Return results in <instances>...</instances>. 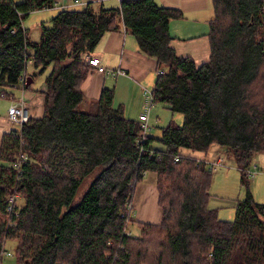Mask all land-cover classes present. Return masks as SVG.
<instances>
[{"label":"trees","instance_id":"16d2710c","mask_svg":"<svg viewBox=\"0 0 264 264\" xmlns=\"http://www.w3.org/2000/svg\"><path fill=\"white\" fill-rule=\"evenodd\" d=\"M54 2L0 0V97L17 87L28 61L37 75L51 69L44 115L1 142L0 264L9 241L18 264H264V205L246 173L264 154V0H212L211 55L201 66L172 48L170 22L181 14L155 0L61 10L33 42L24 19ZM122 27L157 62L155 104L184 115L160 138L139 141L140 121L114 108L111 89L81 110L94 69L85 57ZM213 145L237 163L246 188L233 222L209 208L213 170L183 154L207 155ZM144 173L157 176L163 216L134 236L128 207Z\"/></svg>","mask_w":264,"mask_h":264},{"label":"crops","instance_id":"0c3cea01","mask_svg":"<svg viewBox=\"0 0 264 264\" xmlns=\"http://www.w3.org/2000/svg\"><path fill=\"white\" fill-rule=\"evenodd\" d=\"M80 1L84 6L66 10H83L87 5H91L96 11L101 8L115 9L120 7V0ZM155 1L161 7L176 10L181 14L179 18L170 22L169 28L172 37L171 46L176 53L181 57L193 59L197 66L207 63L211 55L210 24L214 17L212 0ZM61 3L65 7L73 4L71 0H61ZM49 10L57 15L62 9L55 7ZM40 35L37 41L32 38L31 40L38 42ZM91 57L100 60L101 66L105 69L119 70L124 74L112 77L100 74L93 69L82 85L85 102L81 106V110L88 112L92 102L100 99L102 91L111 89L114 91V108L120 109L127 119H137L136 121H139L140 116L145 111V92H153L158 79L159 73L156 60L144 55L139 49L135 36L123 27L118 32L107 33ZM30 66L28 76L36 73L33 64ZM37 77L34 78L28 90L19 87L9 88V95L4 98L8 101V104L4 109L0 108V146L4 135L20 130V126L11 123L8 119V111L16 104L17 100L21 98L25 100L31 118L40 119L44 115L45 98L43 92L46 86L43 83L37 87L35 85ZM219 160L221 159L218 158L217 161ZM150 174L154 178L147 180ZM162 216L163 210L159 204L157 176L148 173L135 188L132 201L131 218L133 224L131 225V232L133 230L139 232L141 224L159 225Z\"/></svg>","mask_w":264,"mask_h":264},{"label":"rangeland","instance_id":"374dc122","mask_svg":"<svg viewBox=\"0 0 264 264\" xmlns=\"http://www.w3.org/2000/svg\"><path fill=\"white\" fill-rule=\"evenodd\" d=\"M25 0H13L14 3L20 4ZM55 13L52 10L39 11L29 14L23 21L24 27L29 29L30 38L37 41L40 35V25L45 23L47 26H51V20L53 19ZM40 39V38H39ZM39 41V40H38ZM31 67V66H30ZM28 67V71L30 69ZM51 69H48L44 74L37 77L35 85L39 87L41 84L45 83L46 77L49 75ZM9 88H6L8 91ZM8 104V101L0 97V108ZM137 120V119H136ZM184 123L183 114H173L166 106L162 103H157L154 105L151 115H150V126L152 131L149 136L154 138H160L162 136V129L168 127L171 124L182 126ZM154 146L158 149H163V145L156 142ZM185 156H192L200 160H207L209 164L217 162V159H221V165L212 168L213 177L212 184L210 188L211 198L209 200V208L218 211L219 219L225 222H233L235 220V207L238 201L243 200L246 195V188L241 183V172L237 166V163L228 157L227 150L213 145L206 154H193L189 152H183ZM210 168V169H211ZM250 172L249 182L251 185V192L254 197V201L258 204L264 205V154L255 155L247 169V175ZM154 178L152 174L147 177V180ZM90 181H87L82 188L80 195H82ZM17 205L21 208L24 205V199L21 196ZM133 234H138L134 236H139V232L134 231ZM17 244L15 242L9 241L6 244V251L10 253L11 256H5L2 264H18V259L15 255Z\"/></svg>","mask_w":264,"mask_h":264},{"label":"built area","instance_id":"2783aa9c","mask_svg":"<svg viewBox=\"0 0 264 264\" xmlns=\"http://www.w3.org/2000/svg\"><path fill=\"white\" fill-rule=\"evenodd\" d=\"M71 1L73 4L69 7H65V6H62L61 0H55L54 8L56 7V8L62 9V10H66L68 8H76V7L84 6V4L80 0H71ZM85 62L88 63L90 66H92L100 74H106V75H110L112 77H115V76L120 75V74H124V72L119 71V70L113 71V70L105 69L104 67L101 66L100 60L92 58L91 56L85 57ZM31 64H32L31 61H28L26 63L27 69L19 78L17 87H19L21 89H24L26 87L27 78H28V67ZM160 74H162V72H160ZM1 97L4 98V95H2ZM145 98H146L145 111L139 118L141 130H142L139 141L146 140L147 136H149V133L152 131V127L150 126V115H151V111L155 105L153 92L146 91L145 92ZM8 119L10 120L11 123L20 126V129L23 125L27 124L30 121V119H31L30 110H29L28 104L25 102V100L23 98L17 100L16 104L9 109ZM179 160H180V157H176L175 161L179 162ZM201 161L205 162L208 166L211 165L212 168H214L215 166L221 165V160H219L213 164H209L205 160H200L199 162L201 163ZM16 169L20 170V166H16ZM146 175H147V173H144V177ZM248 175L250 176V172ZM16 199H17L16 196H14L10 199L11 205L9 206V209H8L9 212L13 211V205H14ZM128 208H129L128 211L131 214L132 205L129 206ZM5 256L10 257L11 254L7 253V251L5 250L3 252V257H5Z\"/></svg>","mask_w":264,"mask_h":264},{"label":"water","instance_id":"95a60500","mask_svg":"<svg viewBox=\"0 0 264 264\" xmlns=\"http://www.w3.org/2000/svg\"><path fill=\"white\" fill-rule=\"evenodd\" d=\"M35 77H37V73H34L32 76H28L26 87H29L33 83Z\"/></svg>","mask_w":264,"mask_h":264}]
</instances>
